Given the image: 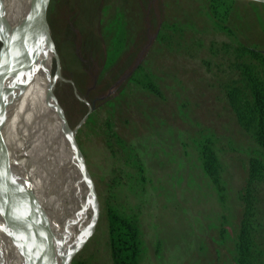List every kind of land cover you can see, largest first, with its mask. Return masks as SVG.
Returning <instances> with one entry per match:
<instances>
[{
  "label": "rangeland",
  "instance_id": "obj_1",
  "mask_svg": "<svg viewBox=\"0 0 264 264\" xmlns=\"http://www.w3.org/2000/svg\"><path fill=\"white\" fill-rule=\"evenodd\" d=\"M228 1L218 22L209 0H50L59 61L52 93L74 129L96 202L92 231L70 264H111L107 205L136 220L139 264H234L247 160L264 161V151L237 124L225 89L235 79L234 46L264 53V6ZM143 73L160 95L136 82ZM206 140L219 189L200 166L197 148ZM48 197L64 219L69 192L51 181ZM255 238L264 251L263 226ZM14 264H26L20 243Z\"/></svg>",
  "mask_w": 264,
  "mask_h": 264
},
{
  "label": "bare ground",
  "instance_id": "obj_2",
  "mask_svg": "<svg viewBox=\"0 0 264 264\" xmlns=\"http://www.w3.org/2000/svg\"><path fill=\"white\" fill-rule=\"evenodd\" d=\"M19 1L24 22L19 21L14 0H0V18L8 35L25 23L35 0ZM54 57L50 40H43L20 68L6 75L0 83V157L5 165L1 167L10 180L19 186L28 180L46 221L51 218L49 208L52 198L48 197L50 182L59 185L60 194L61 191L69 192L72 205L68 215L61 219V232L70 252L76 253L92 231L96 204L70 139L74 131L68 127L52 93ZM32 122L39 126L43 141L32 138L35 133ZM38 150L42 151L34 155ZM69 179L71 187L68 190L65 183ZM19 243L26 264H47L50 260L49 254L32 248L26 242L23 229L0 205V264H14ZM54 264H59L56 255Z\"/></svg>",
  "mask_w": 264,
  "mask_h": 264
},
{
  "label": "trees",
  "instance_id": "obj_3",
  "mask_svg": "<svg viewBox=\"0 0 264 264\" xmlns=\"http://www.w3.org/2000/svg\"><path fill=\"white\" fill-rule=\"evenodd\" d=\"M209 11L218 22H224L229 10L228 0H209ZM217 22V23H218ZM161 38V36L159 37ZM231 66L235 79L226 87L225 97L237 124L264 151V53L236 45ZM136 82L155 95H160L156 84L146 74ZM200 166L210 182L219 185V164L211 142L199 143ZM137 159V158H136ZM140 171L141 167L137 163ZM258 186V187H257ZM238 198L241 217L235 238L234 264H264V251L256 241V233L264 227L261 205H264V161L252 156L247 160L244 188ZM260 192V193H259ZM260 195V197H258ZM106 234L111 264H139L140 238L137 222L107 205Z\"/></svg>",
  "mask_w": 264,
  "mask_h": 264
},
{
  "label": "water",
  "instance_id": "obj_4",
  "mask_svg": "<svg viewBox=\"0 0 264 264\" xmlns=\"http://www.w3.org/2000/svg\"><path fill=\"white\" fill-rule=\"evenodd\" d=\"M234 1L264 6V0ZM49 2L50 0H35L25 23L16 28L10 35L7 34V28L0 18V83L6 75L20 68L24 60L38 43L46 39L50 40L46 18ZM50 43L55 55L54 72H59L58 57L54 51L51 40ZM70 139L80 159L82 170L87 176L90 190L95 201L92 182L88 177L83 158L76 146L72 134H70ZM1 151L2 146L0 142V153ZM1 166L5 165L2 163L0 157V205L4 207L7 213L11 215L23 229L26 242L32 248L50 255V260L47 264H54V255L58 257L59 264H70L71 258L75 253L70 252L67 240L61 232V218L56 209L57 200L52 197L49 208L51 218L49 221H46L40 206L34 199L31 185L28 180H24L22 186L17 185L10 180L8 174L3 171Z\"/></svg>",
  "mask_w": 264,
  "mask_h": 264
}]
</instances>
